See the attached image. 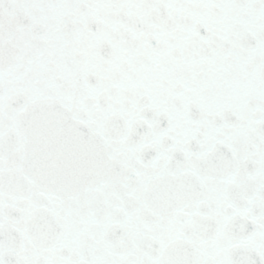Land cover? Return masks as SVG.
Here are the masks:
<instances>
[{"label": "snow or ice", "instance_id": "6c2138e0", "mask_svg": "<svg viewBox=\"0 0 264 264\" xmlns=\"http://www.w3.org/2000/svg\"><path fill=\"white\" fill-rule=\"evenodd\" d=\"M0 264H264V0H0Z\"/></svg>", "mask_w": 264, "mask_h": 264}]
</instances>
